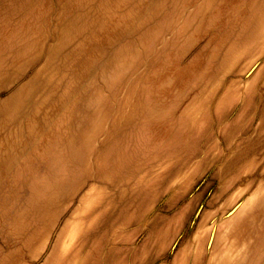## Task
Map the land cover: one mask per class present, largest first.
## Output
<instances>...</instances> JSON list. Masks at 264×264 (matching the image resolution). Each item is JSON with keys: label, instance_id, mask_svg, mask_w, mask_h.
Segmentation results:
<instances>
[{"label": "rangeland", "instance_id": "374dc122", "mask_svg": "<svg viewBox=\"0 0 264 264\" xmlns=\"http://www.w3.org/2000/svg\"><path fill=\"white\" fill-rule=\"evenodd\" d=\"M0 264H264V0H0Z\"/></svg>", "mask_w": 264, "mask_h": 264}]
</instances>
